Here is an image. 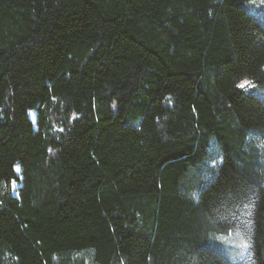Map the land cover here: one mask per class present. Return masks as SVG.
<instances>
[{
	"label": "trees",
	"instance_id": "1",
	"mask_svg": "<svg viewBox=\"0 0 264 264\" xmlns=\"http://www.w3.org/2000/svg\"><path fill=\"white\" fill-rule=\"evenodd\" d=\"M257 90L264 0H0V264H264Z\"/></svg>",
	"mask_w": 264,
	"mask_h": 264
},
{
	"label": "rangeland",
	"instance_id": "2",
	"mask_svg": "<svg viewBox=\"0 0 264 264\" xmlns=\"http://www.w3.org/2000/svg\"><path fill=\"white\" fill-rule=\"evenodd\" d=\"M245 81H247V80H245ZM242 82H243V81H242ZM242 82H241V83H242ZM251 87H252V84L250 83V85H249L248 87H246L245 90H249ZM253 94H254L257 98H259V99H261L262 101H264V91L257 90V91H255V92H253ZM30 116L34 119V113H33V112H30ZM16 187H18V184L13 183V185H12L13 190H15ZM224 238H225L224 240H225L226 242H228V243H233V240H228L226 237H224ZM222 239H223V238H222Z\"/></svg>",
	"mask_w": 264,
	"mask_h": 264
},
{
	"label": "snow or ice",
	"instance_id": "3",
	"mask_svg": "<svg viewBox=\"0 0 264 264\" xmlns=\"http://www.w3.org/2000/svg\"><path fill=\"white\" fill-rule=\"evenodd\" d=\"M250 85V82L249 81H243L242 83H240L238 85L239 88L241 89H245L246 87H248Z\"/></svg>",
	"mask_w": 264,
	"mask_h": 264
}]
</instances>
